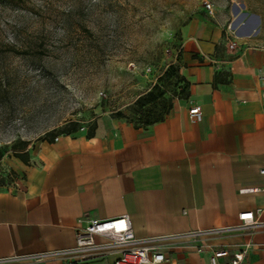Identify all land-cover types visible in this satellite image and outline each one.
Returning a JSON list of instances; mask_svg holds the SVG:
<instances>
[{
  "label": "crops",
  "instance_id": "obj_1",
  "mask_svg": "<svg viewBox=\"0 0 264 264\" xmlns=\"http://www.w3.org/2000/svg\"><path fill=\"white\" fill-rule=\"evenodd\" d=\"M239 14L204 11L181 29L178 63L189 98L175 99L163 121L136 128L103 117L91 137L78 131L39 141L27 165L14 160L15 178L0 184V258L73 248L92 218L126 215L138 239L236 225L248 211L260 210L264 223V45L259 15ZM194 105L198 123L188 113ZM200 244L230 255L249 245L243 264H264V228L169 243L165 264H209Z\"/></svg>",
  "mask_w": 264,
  "mask_h": 264
},
{
  "label": "rangeland",
  "instance_id": "obj_2",
  "mask_svg": "<svg viewBox=\"0 0 264 264\" xmlns=\"http://www.w3.org/2000/svg\"><path fill=\"white\" fill-rule=\"evenodd\" d=\"M206 3L259 15L264 45V0H0V182L15 178L23 144L70 122L87 133L121 114L142 126L139 97L182 88L160 78L179 66L181 29Z\"/></svg>",
  "mask_w": 264,
  "mask_h": 264
},
{
  "label": "built area",
  "instance_id": "obj_3",
  "mask_svg": "<svg viewBox=\"0 0 264 264\" xmlns=\"http://www.w3.org/2000/svg\"><path fill=\"white\" fill-rule=\"evenodd\" d=\"M205 11L209 16L214 15L213 5L206 3ZM235 36V33H233ZM237 38V37H235ZM237 48L235 39L227 41V50L233 52ZM189 117L192 122L202 120L201 107L194 105L189 109ZM59 136L54 138V142ZM264 174V169L261 170ZM256 212L248 211L238 215V224L224 226L208 230L190 232L183 235L164 236L138 239L131 226L128 216L123 215L110 220L88 219L77 230L75 246L61 251H52L39 254L14 255L8 258H0V264H27L56 259L60 264H78L86 262L94 257H108L116 255L112 264H165L167 262L162 247L178 240L188 239L193 242L207 238H218L236 232L252 233L264 228ZM249 248L230 255L227 249H216L211 245H196L198 253H208L209 264H243L244 254Z\"/></svg>",
  "mask_w": 264,
  "mask_h": 264
},
{
  "label": "trees",
  "instance_id": "obj_4",
  "mask_svg": "<svg viewBox=\"0 0 264 264\" xmlns=\"http://www.w3.org/2000/svg\"><path fill=\"white\" fill-rule=\"evenodd\" d=\"M171 77H174L176 84H181L182 88H180L179 92H174L170 98H166L165 93L161 92L158 86H154L151 91L138 98L135 107L141 111L143 118L141 119L142 126L134 125L136 128L147 127L163 121L164 117L171 109L174 99L186 100L189 98L190 82L184 75H182L179 66H175L174 64L170 65L160 80L169 79ZM115 117L119 119L122 118V115L117 114ZM79 128L80 125L78 122H70L65 130L48 133L46 136L47 138H45L44 141L51 143L58 135H70L78 132ZM95 128L96 123L89 128L87 132L88 137H91L94 134ZM14 157L26 165L29 163V153L26 149V144H23L21 149L15 152ZM3 183V181L0 182V184Z\"/></svg>",
  "mask_w": 264,
  "mask_h": 264
}]
</instances>
